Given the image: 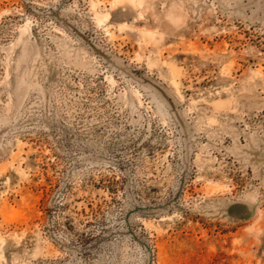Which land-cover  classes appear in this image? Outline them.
I'll return each instance as SVG.
<instances>
[{"label": "rangeland", "instance_id": "374dc122", "mask_svg": "<svg viewBox=\"0 0 264 264\" xmlns=\"http://www.w3.org/2000/svg\"><path fill=\"white\" fill-rule=\"evenodd\" d=\"M0 264H264V0H0Z\"/></svg>", "mask_w": 264, "mask_h": 264}]
</instances>
